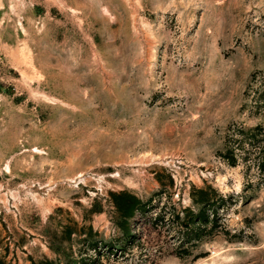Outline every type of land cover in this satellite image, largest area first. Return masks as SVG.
Returning <instances> with one entry per match:
<instances>
[{
    "label": "rangeland",
    "instance_id": "1",
    "mask_svg": "<svg viewBox=\"0 0 264 264\" xmlns=\"http://www.w3.org/2000/svg\"><path fill=\"white\" fill-rule=\"evenodd\" d=\"M0 264H264V0H0Z\"/></svg>",
    "mask_w": 264,
    "mask_h": 264
},
{
    "label": "trees",
    "instance_id": "2",
    "mask_svg": "<svg viewBox=\"0 0 264 264\" xmlns=\"http://www.w3.org/2000/svg\"><path fill=\"white\" fill-rule=\"evenodd\" d=\"M230 160L232 161V163H235V158L231 157Z\"/></svg>",
    "mask_w": 264,
    "mask_h": 264
}]
</instances>
